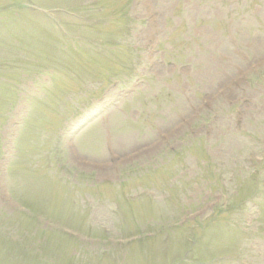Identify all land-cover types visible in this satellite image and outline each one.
<instances>
[{"label":"rangeland","instance_id":"rangeland-1","mask_svg":"<svg viewBox=\"0 0 264 264\" xmlns=\"http://www.w3.org/2000/svg\"><path fill=\"white\" fill-rule=\"evenodd\" d=\"M0 264H264V0H0Z\"/></svg>","mask_w":264,"mask_h":264}]
</instances>
